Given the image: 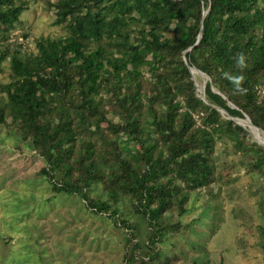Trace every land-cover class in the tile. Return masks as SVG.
<instances>
[{"label":"trees","instance_id":"16d2710c","mask_svg":"<svg viewBox=\"0 0 264 264\" xmlns=\"http://www.w3.org/2000/svg\"><path fill=\"white\" fill-rule=\"evenodd\" d=\"M17 1L0 0V72L10 59L13 78L0 84V127L11 125L29 141L55 193L77 194L108 213L109 202L90 201L88 193L109 180L144 203L147 210L139 209L155 226L170 204L187 202L184 186L202 190L214 182L210 162L217 136L234 141L254 168L264 169V149L243 143L244 130L221 113L248 116L264 131L260 0H56V24L65 25L68 35L41 38L37 53L28 55L6 44L28 10ZM240 53L243 69L235 62ZM190 68L210 79L206 102ZM146 72L150 96L141 87ZM225 73L242 76L246 91L237 92ZM106 100L122 116L109 125L113 137L122 134L139 151L121 149L100 131L109 122ZM87 133L99 141H84ZM117 196L111 191V198ZM120 213L117 207L111 215Z\"/></svg>","mask_w":264,"mask_h":264},{"label":"rangeland","instance_id":"374dc122","mask_svg":"<svg viewBox=\"0 0 264 264\" xmlns=\"http://www.w3.org/2000/svg\"><path fill=\"white\" fill-rule=\"evenodd\" d=\"M21 1L28 10L10 32L6 44L11 51L36 54L41 38L68 35L65 25L56 24V0L17 2ZM258 7H264L263 0ZM151 79L149 72L140 79L146 96L153 90ZM193 79L200 98L206 100L210 79L196 72ZM12 81L9 59L2 65L0 84ZM104 108L109 122L101 125L102 134L121 149L130 146L139 151L122 134L113 137L109 125L120 123L122 116L114 115L107 100ZM221 113L223 120L244 130L243 143L264 149V131L252 127L248 116ZM196 121L200 126L201 118ZM99 139L87 133L84 141ZM216 139L210 162L214 182L202 190L184 186L188 192L184 206L170 204L158 224L151 226L140 210L146 209L145 204L140 206L132 193L116 189L109 180L88 193L90 201H108L112 207L108 213L98 212L77 194L55 193L42 173L46 164L29 141L17 128L1 126L0 264H264V169L254 168L252 157L238 151L234 141ZM99 148L103 153L105 148ZM111 191L118 196L111 198ZM117 207L121 213L111 215Z\"/></svg>","mask_w":264,"mask_h":264},{"label":"clouds","instance_id":"9594fccd","mask_svg":"<svg viewBox=\"0 0 264 264\" xmlns=\"http://www.w3.org/2000/svg\"><path fill=\"white\" fill-rule=\"evenodd\" d=\"M245 59H246V58H245V56H244L243 53L238 54L237 57L235 58L236 65H237L239 68L243 69V68L245 67ZM225 76H226L230 81L233 82V84L235 85V90H236L237 92H245V91H246V89L240 87V83H241V81H242V79H243L242 76H240V75L232 76V75H229L228 73H225Z\"/></svg>","mask_w":264,"mask_h":264},{"label":"water","instance_id":"95a60500","mask_svg":"<svg viewBox=\"0 0 264 264\" xmlns=\"http://www.w3.org/2000/svg\"><path fill=\"white\" fill-rule=\"evenodd\" d=\"M206 13H207V12H206ZM200 39H201V36L199 37V40H198V42L196 43L195 46H198V45H199ZM189 50H191V49H189ZM184 60H185V62L187 63V59L184 58ZM190 71H191V74H192V75H194V73L196 72V73L200 74L202 77L205 76L202 72H200V71L197 70L196 68H190ZM196 86H197V84H196ZM213 91L216 93L215 90H213ZM217 94H219V93H217ZM203 100L206 101L205 99H203ZM250 123H251V122H250ZM251 124H252V123H251Z\"/></svg>","mask_w":264,"mask_h":264},{"label":"bare ground","instance_id":"6f19581e","mask_svg":"<svg viewBox=\"0 0 264 264\" xmlns=\"http://www.w3.org/2000/svg\"><path fill=\"white\" fill-rule=\"evenodd\" d=\"M248 122H249V120H248ZM250 123V122H249ZM250 125L253 127V125L250 123Z\"/></svg>","mask_w":264,"mask_h":264}]
</instances>
